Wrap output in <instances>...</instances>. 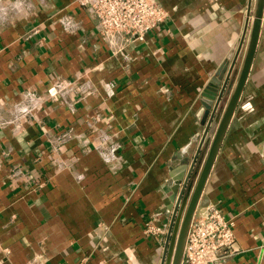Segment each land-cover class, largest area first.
I'll use <instances>...</instances> for the list:
<instances>
[{
	"label": "crops",
	"instance_id": "obj_1",
	"mask_svg": "<svg viewBox=\"0 0 264 264\" xmlns=\"http://www.w3.org/2000/svg\"><path fill=\"white\" fill-rule=\"evenodd\" d=\"M157 2L169 16L139 39L78 0H0V264H163L173 186L212 136L202 95L215 77L213 101L231 93L254 0ZM210 204L235 221L216 264H264V18L196 214Z\"/></svg>",
	"mask_w": 264,
	"mask_h": 264
},
{
	"label": "built area",
	"instance_id": "obj_2",
	"mask_svg": "<svg viewBox=\"0 0 264 264\" xmlns=\"http://www.w3.org/2000/svg\"><path fill=\"white\" fill-rule=\"evenodd\" d=\"M81 5L92 4L98 19L97 28L103 36L116 33L131 34L142 39L165 23L169 13L157 0H78ZM20 172L12 178L20 180ZM235 221L228 218L219 204H210L205 212L196 214L191 224L184 250L183 264H216L232 255L235 243ZM145 234L158 237L163 228L156 220L145 224Z\"/></svg>",
	"mask_w": 264,
	"mask_h": 264
},
{
	"label": "water",
	"instance_id": "obj_3",
	"mask_svg": "<svg viewBox=\"0 0 264 264\" xmlns=\"http://www.w3.org/2000/svg\"><path fill=\"white\" fill-rule=\"evenodd\" d=\"M264 18V0H254L253 17L247 38L246 50L239 69L238 77L233 84L229 96L224 97L227 87L219 95L217 101L211 93L219 85V80L215 77L206 87L203 93V104L206 108L215 109L211 124L207 129V133H211V138L208 137L205 148L207 155L204 163L199 161L200 166L190 171L188 179L184 182L181 188L180 179L175 181L173 186L174 194L172 200H175V194L180 193V201L175 208V214L171 222L170 234L167 249L165 251L163 264H183L184 250L187 241V236L191 224L195 218L197 207L206 187L211 171L215 165L216 159L220 152L226 132L230 126L245 85L249 78L257 47L259 44ZM248 28H246L247 34ZM226 63L218 71L217 76L224 71ZM226 103L222 104V101ZM215 106V107H214ZM184 169V168H183Z\"/></svg>",
	"mask_w": 264,
	"mask_h": 264
},
{
	"label": "rangeland",
	"instance_id": "obj_4",
	"mask_svg": "<svg viewBox=\"0 0 264 264\" xmlns=\"http://www.w3.org/2000/svg\"><path fill=\"white\" fill-rule=\"evenodd\" d=\"M240 67V66H239ZM240 69V68H239Z\"/></svg>",
	"mask_w": 264,
	"mask_h": 264
}]
</instances>
